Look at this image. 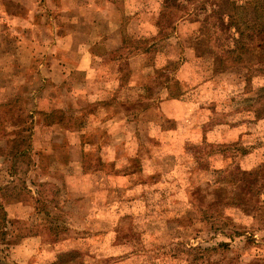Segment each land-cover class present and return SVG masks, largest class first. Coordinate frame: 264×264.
Instances as JSON below:
<instances>
[{"label":"clouds","instance_id":"1","mask_svg":"<svg viewBox=\"0 0 264 264\" xmlns=\"http://www.w3.org/2000/svg\"><path fill=\"white\" fill-rule=\"evenodd\" d=\"M221 3L0 0V264H264V0Z\"/></svg>","mask_w":264,"mask_h":264},{"label":"rangeland","instance_id":"2","mask_svg":"<svg viewBox=\"0 0 264 264\" xmlns=\"http://www.w3.org/2000/svg\"><path fill=\"white\" fill-rule=\"evenodd\" d=\"M221 7L227 8L229 7L228 0H222ZM183 22H181L182 24ZM188 23H192L191 20L188 21ZM257 35H259L260 39L264 41V30H260ZM264 46V45H262ZM249 103L256 106V112H254L255 120L253 123L258 124L259 120L262 116H264V111H261L262 108H264V96H255L248 98ZM181 111V108H178L177 113ZM230 128H235V125H229ZM241 133L237 132V139L241 137ZM243 135H251V132L248 130L247 126H245V132ZM23 157V156H20ZM62 264H74V257L71 253L68 254V256L62 258Z\"/></svg>","mask_w":264,"mask_h":264},{"label":"crops","instance_id":"3","mask_svg":"<svg viewBox=\"0 0 264 264\" xmlns=\"http://www.w3.org/2000/svg\"><path fill=\"white\" fill-rule=\"evenodd\" d=\"M14 7L17 9V11L19 12V14L23 15V12H24L25 10L23 9L22 6H20V5H15ZM4 26L7 27V23H5ZM62 35H63L62 32L58 30L57 33H56V36H57L58 38H62ZM3 39L5 40V43H6V44H7V43H11V40H10L8 37H3ZM12 39H15V38H12ZM81 66H82V67H86V68L90 67V65H89V59H88V55H87V54H85V55L83 56ZM173 99H175V98H173ZM178 108H181L180 105H179L178 103H177V104H174V105L172 106V110H173L175 113H177ZM178 113H179V112H178ZM20 140L22 141V143H20V149H19V150L15 149V150H14V153H13V155H16V156H18V157H20V156H24V155H25V152L23 151V146L25 145L26 140H25L24 138H22V139H20ZM9 174H11V173H9ZM0 194H3V193H0ZM6 215H7V213H5V216H6ZM0 221H2V217H0ZM0 226H2V225H0Z\"/></svg>","mask_w":264,"mask_h":264},{"label":"trees","instance_id":"4","mask_svg":"<svg viewBox=\"0 0 264 264\" xmlns=\"http://www.w3.org/2000/svg\"><path fill=\"white\" fill-rule=\"evenodd\" d=\"M261 30H264V28H262ZM241 38L243 39V33L241 34ZM251 38H252L251 36L248 37V39H251ZM20 143H22L21 140L16 142L15 149H17V150L20 149Z\"/></svg>","mask_w":264,"mask_h":264}]
</instances>
